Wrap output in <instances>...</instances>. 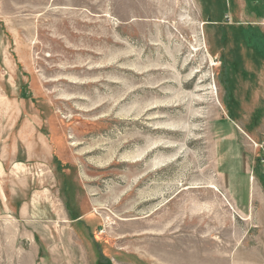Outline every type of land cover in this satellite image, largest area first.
<instances>
[{
  "label": "rangeland",
  "instance_id": "374dc122",
  "mask_svg": "<svg viewBox=\"0 0 264 264\" xmlns=\"http://www.w3.org/2000/svg\"><path fill=\"white\" fill-rule=\"evenodd\" d=\"M234 2L0 0V264H264L263 113L220 57L264 40Z\"/></svg>",
  "mask_w": 264,
  "mask_h": 264
},
{
  "label": "crops",
  "instance_id": "0c3cea01",
  "mask_svg": "<svg viewBox=\"0 0 264 264\" xmlns=\"http://www.w3.org/2000/svg\"><path fill=\"white\" fill-rule=\"evenodd\" d=\"M241 1L242 0H235V9L232 14H224V22L227 28L231 26L237 28L247 23L259 25L261 31L258 38H253L252 34H248L246 37L249 36V39L264 40V0H253V8L256 14H259L260 11L262 13L257 20L250 19V15L248 17L244 16V9L241 6ZM242 39L243 36L235 31H231V33H225V31H223L220 56L221 64H224L228 72H238L236 88L235 84L233 89H231L233 86L229 87V83L227 84V89L225 85L223 88L226 90H224L223 97L232 94L233 102L236 101L244 104L253 103L254 106L259 103L263 113L260 115V120H264V54L261 56L251 48L242 47ZM255 109L254 107L253 112L256 111ZM251 114L246 113L244 110V113H238L237 119L252 118L250 117ZM256 135L255 133L254 138H256ZM256 139L259 140L255 142H257L260 148H264V138L258 136Z\"/></svg>",
  "mask_w": 264,
  "mask_h": 264
}]
</instances>
